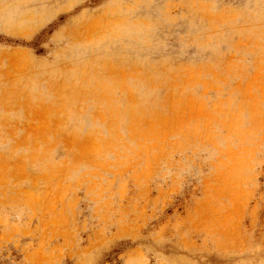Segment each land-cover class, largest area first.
I'll return each instance as SVG.
<instances>
[{
  "label": "rangeland",
  "instance_id": "obj_1",
  "mask_svg": "<svg viewBox=\"0 0 264 264\" xmlns=\"http://www.w3.org/2000/svg\"><path fill=\"white\" fill-rule=\"evenodd\" d=\"M0 264H264V0H0Z\"/></svg>",
  "mask_w": 264,
  "mask_h": 264
}]
</instances>
